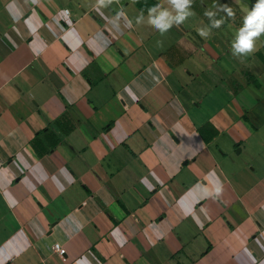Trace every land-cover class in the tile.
<instances>
[{"label":"crops","instance_id":"crops-1","mask_svg":"<svg viewBox=\"0 0 264 264\" xmlns=\"http://www.w3.org/2000/svg\"><path fill=\"white\" fill-rule=\"evenodd\" d=\"M236 1L161 34L168 0H0V264H264V33L234 53Z\"/></svg>","mask_w":264,"mask_h":264},{"label":"clouds","instance_id":"clouds-1","mask_svg":"<svg viewBox=\"0 0 264 264\" xmlns=\"http://www.w3.org/2000/svg\"><path fill=\"white\" fill-rule=\"evenodd\" d=\"M100 3H104V0H99ZM109 3L112 0H108ZM168 2L177 10L176 15H172L167 9L160 11L159 15H153L160 5L152 8L149 12L148 23L158 29L161 34L166 32L173 24V22L180 24L182 23L189 13L185 12L186 6L190 3V0H168ZM228 12V15L234 17V13L227 6L222 7ZM118 15H122L118 14ZM206 15L211 16L212 13H206ZM139 23V21H137ZM222 21H216V27ZM264 33V0H258L254 9L249 12L245 17L244 26L238 30L237 40L233 42L232 47L234 53H248L254 52L256 50V40L260 37V34ZM199 34L202 37H207V33L199 30ZM219 188L216 189L219 192Z\"/></svg>","mask_w":264,"mask_h":264},{"label":"built area","instance_id":"built-area-1","mask_svg":"<svg viewBox=\"0 0 264 264\" xmlns=\"http://www.w3.org/2000/svg\"><path fill=\"white\" fill-rule=\"evenodd\" d=\"M235 3H236V7L240 11L239 16L237 17V21L243 27L244 26L245 17L249 14V11L246 8H244L243 5L240 4V2L238 0ZM53 249H55L58 252H63L64 251V248L62 246H60V245L54 246Z\"/></svg>","mask_w":264,"mask_h":264},{"label":"water","instance_id":"water-1","mask_svg":"<svg viewBox=\"0 0 264 264\" xmlns=\"http://www.w3.org/2000/svg\"><path fill=\"white\" fill-rule=\"evenodd\" d=\"M244 8L250 12L254 9L255 5L258 3V0H238ZM236 4V3H235Z\"/></svg>","mask_w":264,"mask_h":264},{"label":"rangeland","instance_id":"rangeland-1","mask_svg":"<svg viewBox=\"0 0 264 264\" xmlns=\"http://www.w3.org/2000/svg\"><path fill=\"white\" fill-rule=\"evenodd\" d=\"M249 11V10H248ZM250 12V11H249Z\"/></svg>","mask_w":264,"mask_h":264}]
</instances>
